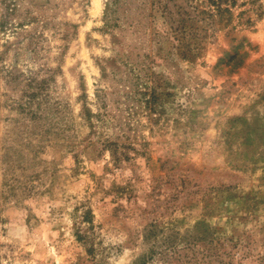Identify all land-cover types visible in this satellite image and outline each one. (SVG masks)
<instances>
[{
	"label": "rangeland",
	"instance_id": "1",
	"mask_svg": "<svg viewBox=\"0 0 264 264\" xmlns=\"http://www.w3.org/2000/svg\"><path fill=\"white\" fill-rule=\"evenodd\" d=\"M160 2L0 4V264H264V0Z\"/></svg>",
	"mask_w": 264,
	"mask_h": 264
},
{
	"label": "trees",
	"instance_id": "2",
	"mask_svg": "<svg viewBox=\"0 0 264 264\" xmlns=\"http://www.w3.org/2000/svg\"><path fill=\"white\" fill-rule=\"evenodd\" d=\"M18 0H0V4H4L7 8V12L5 13V16L11 15L15 11V5ZM117 1V0H115ZM161 0H152V4L157 3L158 5L161 4ZM169 1V0H166ZM187 3L186 7L180 8V10L177 11L178 14V21L176 30H178V33L174 32V39L177 42L176 49L177 52H181L183 48H185L186 43L184 42V39L186 38L187 32L189 30H192V27L197 24L198 21H203V24L209 17L213 15L215 12H220L221 10L226 9L225 6H222L223 4L227 3H233L234 0H183ZM115 4L110 5L109 12H113L115 9ZM166 7V4H163V8ZM107 14V13H106ZM4 15V13H0V18ZM18 25H21V23H18ZM3 24L0 19V29L2 28ZM157 234V231H155V227L150 224L147 227V232L144 234V238L150 239L151 237H155ZM170 241H177L176 238L170 237Z\"/></svg>",
	"mask_w": 264,
	"mask_h": 264
}]
</instances>
